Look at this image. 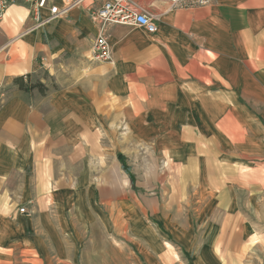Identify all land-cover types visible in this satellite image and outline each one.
<instances>
[{"label": "crops", "instance_id": "crops-1", "mask_svg": "<svg viewBox=\"0 0 264 264\" xmlns=\"http://www.w3.org/2000/svg\"><path fill=\"white\" fill-rule=\"evenodd\" d=\"M135 1L154 32L103 26L102 0L7 9L0 264H247L264 243V0Z\"/></svg>", "mask_w": 264, "mask_h": 264}, {"label": "built area", "instance_id": "built-area-1", "mask_svg": "<svg viewBox=\"0 0 264 264\" xmlns=\"http://www.w3.org/2000/svg\"><path fill=\"white\" fill-rule=\"evenodd\" d=\"M92 0H0V23L7 9L18 2L28 5V15L37 24L53 21L70 9L84 5ZM169 8L188 7L196 4H206L209 0H168ZM90 10L102 25L109 23L132 24L143 27L149 32L157 29L156 18L148 13L135 0H102L100 6L90 7ZM94 56L97 60H110L111 52L107 38L100 33L95 41ZM5 96L0 89V100ZM25 211V208H21Z\"/></svg>", "mask_w": 264, "mask_h": 264}, {"label": "rangeland", "instance_id": "rangeland-1", "mask_svg": "<svg viewBox=\"0 0 264 264\" xmlns=\"http://www.w3.org/2000/svg\"><path fill=\"white\" fill-rule=\"evenodd\" d=\"M147 161H149V160H146V162ZM155 162H156L157 167H159V168L164 167V165H166V160L155 159ZM130 170H131V168H130ZM160 174L161 173H159L157 176L153 177L155 179L153 181L154 183L160 184L161 181H163L162 179L164 176H162ZM159 186H160L159 188L162 187V185H159ZM260 210H261L260 216H261V218L264 219V206ZM263 244L261 245L259 243L252 250H247L250 253L248 255V259L246 262L247 264H264V245ZM130 262H131V258L129 257V252H127L126 263L129 264Z\"/></svg>", "mask_w": 264, "mask_h": 264}, {"label": "trees", "instance_id": "trees-1", "mask_svg": "<svg viewBox=\"0 0 264 264\" xmlns=\"http://www.w3.org/2000/svg\"><path fill=\"white\" fill-rule=\"evenodd\" d=\"M32 87H38V88H40L41 90L43 89V86H42L41 84H33ZM119 159H120V161H121V163H122V166H123L124 170H125L127 173L130 174V177H131V179H132V181H133V183H134L135 178H134V175L131 173L130 166L128 165L125 156L122 155V154H119Z\"/></svg>", "mask_w": 264, "mask_h": 264}]
</instances>
